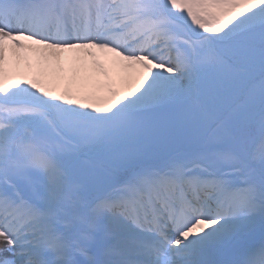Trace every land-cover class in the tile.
<instances>
[{
  "label": "snow or ice",
  "instance_id": "1",
  "mask_svg": "<svg viewBox=\"0 0 264 264\" xmlns=\"http://www.w3.org/2000/svg\"><path fill=\"white\" fill-rule=\"evenodd\" d=\"M0 264H264V0H0Z\"/></svg>",
  "mask_w": 264,
  "mask_h": 264
}]
</instances>
